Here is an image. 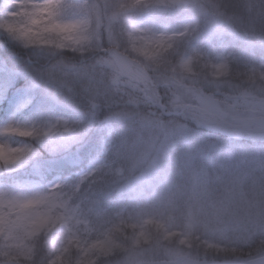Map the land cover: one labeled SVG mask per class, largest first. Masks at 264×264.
<instances>
[{"label":"clouds","instance_id":"9594fccd","mask_svg":"<svg viewBox=\"0 0 264 264\" xmlns=\"http://www.w3.org/2000/svg\"><path fill=\"white\" fill-rule=\"evenodd\" d=\"M223 35H241L244 49L214 52V37ZM0 36L28 54L17 72L23 84L0 88V106L8 105L0 119V264H264V175H246L237 192L225 185L212 204L171 193L184 210L154 213L155 193L133 208L123 198L135 191L130 177L144 161L124 155L115 129L86 168L65 173L44 163L83 164L91 133L58 110L54 89L63 85L48 68L69 52L107 69L117 90L138 87L128 69L152 74L173 96L195 102L198 125L264 142V132H254L264 130V0H0ZM86 103L98 107L95 98ZM160 164H148L152 175ZM97 184L107 190L97 193ZM113 191L118 198L107 203ZM143 194L141 187L129 199ZM214 222L234 237L210 261L197 233Z\"/></svg>","mask_w":264,"mask_h":264},{"label":"rangeland","instance_id":"374dc122","mask_svg":"<svg viewBox=\"0 0 264 264\" xmlns=\"http://www.w3.org/2000/svg\"><path fill=\"white\" fill-rule=\"evenodd\" d=\"M1 50H3V53L0 52V57H3L7 51L3 48ZM21 55V52H18V58H21ZM4 59L6 61V63L4 61V66H11V68H17V63L21 62L19 59L14 60L12 55ZM57 68L79 82L84 97L86 99L95 98L98 106L139 100L136 95V92L140 90L138 87L132 88L128 85H120L117 90L109 82L108 70L94 66L92 58L80 63L64 61ZM0 71L4 73L6 69L4 70L2 66ZM128 71L133 73L138 86L142 85L141 77L142 74L146 76V73L134 68L128 69ZM160 106L163 108L162 101ZM7 108V102L5 105L0 106V119L6 116ZM188 109L196 111L195 102L193 106L183 109L180 114L189 111ZM193 114L195 116L197 113L194 112ZM171 115H174V113L172 112ZM143 119L145 120L144 127H147L146 130H151V134L148 136L142 134V137H139L140 141L131 148L132 153L126 155L132 160L142 159L144 161L141 167L132 173L133 176L137 171L140 172L138 176L131 179L135 191L130 194L135 195L141 187L144 189V194L148 187H151L154 192L158 191L157 196L159 197H156L153 203L149 205V210L154 213L168 212L173 208H177L178 211L184 210L182 205H178L170 199L171 193H185L183 199L188 200L190 197L189 202L199 201L212 204L223 192L225 185L228 186L230 191L237 192L246 175L251 174L255 177L264 175V148L256 145L259 140L255 141L256 144L236 143L246 139L254 142L248 136L242 134L241 131H229L230 134H221L222 137L224 136L222 142L209 140L206 143V140L203 142L197 140L199 137L206 136L220 139V135L217 137L219 133L216 128H209L205 124L198 125L196 123V130L202 128V133H200L188 126H169L165 129L164 137H162L161 125L157 120L153 118ZM196 119L197 117L191 118L193 122ZM110 129H115L112 121L100 128L99 132L103 136V141L108 139ZM254 132L256 135H260L264 131L254 129ZM156 159H159L161 164L158 172L152 175L148 164ZM142 172L144 173L143 177ZM183 172L186 174L179 175ZM136 202L140 204V202ZM129 208H133L132 204ZM197 235L201 239H215L222 243H227L234 237L233 232L223 222H214L210 230L204 232L203 235L198 232ZM214 258L219 259L221 257L207 254L208 260L211 261Z\"/></svg>","mask_w":264,"mask_h":264},{"label":"trees","instance_id":"16d2710c","mask_svg":"<svg viewBox=\"0 0 264 264\" xmlns=\"http://www.w3.org/2000/svg\"><path fill=\"white\" fill-rule=\"evenodd\" d=\"M223 2L225 4H234L236 3V0H223ZM0 44L5 45L2 48L6 49L7 51L6 53H4V58L10 57L12 52H21L22 54L21 58H18L21 62L17 63V68L4 66L5 59L3 57H0V68L3 66L4 70L6 69L4 73L0 71V88L13 84L14 82L16 83V86L19 87L23 84V80H20L18 78L17 72L23 71L27 67L25 64V60L27 59L28 54L15 47L14 45L7 43L3 36H0ZM244 46L245 42L241 35L216 36L214 37V40L212 42V50L214 52L221 48L242 51L244 49ZM0 52L3 53V50H1V48ZM90 58L91 57L81 58L78 56H74L69 52L65 56V61L80 63ZM249 59H251L250 56L244 57V61H247ZM33 64L37 67H46L48 62H46L45 60L37 61L35 58H33ZM57 66L59 67V64H57L55 67L48 68V72L53 79L63 85V87L59 90L54 89V91L56 92V101H59L58 110L61 112H66L74 116L75 118L83 119L85 121V126H88L91 123V133L88 138L87 146L80 154L84 157L83 164H79L77 166H67V162L63 158L57 157L54 161H49L48 158L45 157L44 163H46L48 167H52L57 170L63 169L65 173L79 171L81 168H86L88 164L89 154L95 155L98 149L102 151L100 143L103 141V136L99 132L100 128L111 121L112 125L115 127L117 139L123 144L122 151L125 156L129 153H132L131 148H133V145L140 141L139 137H142V134H144L145 136L151 134V130H146L147 127H144L143 123L145 120L143 118H153L154 120H157L161 125L162 137H164L163 134L165 133L166 128H168L169 126L171 127L177 125L188 126L190 129L202 133V128L200 127V129L196 130V123L191 120V118L197 117V114L193 116V113L196 111L188 109L189 111L185 112L184 114H180L186 107L194 105L193 100L188 96H173L167 88L159 85L158 81L152 74L146 73V76L142 74V85L138 86L140 90L136 92V95L140 101L139 104H134L130 101H126L120 102L118 104L115 103L111 105H100L96 109H90L89 105L86 103V98L83 95L82 86L80 85V83L77 82L73 77L64 74L61 70H59V68H57ZM13 92H15V88H13L11 92H9L10 98L12 97ZM56 101H53V103H56ZM161 101L163 108L160 106ZM172 112L174 113V115H171ZM86 114L88 115L87 117L85 116ZM229 131L239 132V130L237 129H229ZM218 135L221 136L220 139L209 138L210 136H206L199 137L197 141L203 142L206 140V143H208L209 140H215L217 142H222L224 136L222 137L221 134H217V137ZM236 143L256 144V142H251L248 139ZM256 145H258L260 148H264V142L259 141ZM139 174L140 172L137 171L133 176L131 175L130 179L138 176ZM185 174L186 173L183 172L179 175ZM101 189L107 190L106 185L97 184L95 186V191L97 193H99ZM154 193L155 196L151 201L148 202L150 205L151 203H153L156 197H159L157 196L158 191L154 192L151 187H148L145 191V194L140 195L136 200L129 199L130 195H134L130 193H125L123 198L128 204V207H130L131 204L133 207H135V205L138 204L136 201L140 202V204H144L147 200V197L153 196ZM117 198L118 193L113 191L111 197H109L106 202L114 203ZM198 238L201 247L207 250V254L209 256L222 258L224 256L223 249L229 246L228 242L222 243L215 239H201L199 236Z\"/></svg>","mask_w":264,"mask_h":264}]
</instances>
